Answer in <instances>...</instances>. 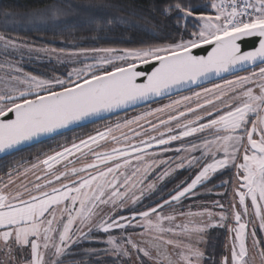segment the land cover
Masks as SVG:
<instances>
[{"label":"snow or ice","instance_id":"1","mask_svg":"<svg viewBox=\"0 0 264 264\" xmlns=\"http://www.w3.org/2000/svg\"><path fill=\"white\" fill-rule=\"evenodd\" d=\"M204 7L214 13L197 14L184 0L159 10L165 17L177 13V25L183 21L187 36L182 33L178 42L72 52L35 47L17 33L88 31L96 39L117 27H137L135 12L124 13L115 0H54L4 14L0 153L173 89L198 85L201 90L107 124L28 165L8 167L0 175V264H68V250L85 241L107 245L85 248L86 255L103 251L119 258L115 264H264V236L259 235L264 232V0H211ZM251 37L259 38V46L242 52L238 42ZM206 45H211L207 56L193 53ZM23 50L29 55L67 52L84 59L66 77L44 78L20 66ZM13 53L20 60L10 59ZM149 64L154 70L138 83L144 76L139 67ZM244 65L255 67L233 79L223 75ZM213 76L223 77V83H201ZM169 152L173 156L166 157ZM183 169L192 173L190 179L155 204L137 207L147 193L163 191L157 182ZM218 173L225 191L212 207L221 211L193 210L192 205L185 211L184 201L201 188L211 191L207 182ZM215 227L230 234L218 259L199 246ZM117 229L119 235H114ZM136 235L139 241L132 238Z\"/></svg>","mask_w":264,"mask_h":264},{"label":"trees","instance_id":"2","mask_svg":"<svg viewBox=\"0 0 264 264\" xmlns=\"http://www.w3.org/2000/svg\"><path fill=\"white\" fill-rule=\"evenodd\" d=\"M53 2L54 0H0V22H3L5 19V13L12 14L18 11L41 8ZM67 2L72 4H82L87 2V0H67ZM93 2L98 3L99 0H93ZM115 2L121 5L122 11L124 13L135 12L138 23L137 27H117L107 35L96 39L92 38L94 34L88 31L74 32L72 34H52L50 32L34 33L31 31H20L17 34L20 37L26 38L29 43H34L36 47H55L57 49L64 48L69 52L75 51L80 47H115L119 49L135 48L149 44H165L178 42L182 33L185 37L187 36V33L184 32L183 21H181L180 25H177V22L174 18L177 13L173 12L168 17L160 15L159 10H162L166 4L172 3L173 0H115ZM184 2L190 3L193 5V7L198 9L197 14H210L211 12L210 7H204L205 5L210 4L211 0H184ZM190 19H194V17ZM154 25L158 27H154ZM27 70L33 74H38L37 72L41 70L51 74V72L48 71L51 69L49 66L45 65H31L27 68ZM108 121H112V119ZM105 124L106 123L102 122L96 125L84 127L63 136H70L71 138H75L78 141L80 138H84L90 134L92 129L101 127ZM63 136L57 137L47 142L62 138ZM76 136H79V138H76ZM71 140L72 139L68 140V142L66 141V144H70ZM45 144L46 142L42 143V145ZM33 148L34 147L30 149ZM22 152L23 154L28 153L29 149ZM36 157L37 156L34 155V157H30L22 164H28L29 161L34 160ZM182 176V174H178L169 179L166 184L159 188L163 189L162 192H155L146 198L138 207H145L149 204H155L162 196H167L168 193L175 187V185L179 183V180L182 178ZM184 177L185 176H183L182 180H185ZM217 177L207 186H212L221 182V180ZM224 177L225 176L221 178L224 179ZM124 214L129 215L130 213ZM210 238L211 242L208 243L206 256H215L218 259L220 254L226 251L224 247L227 240L225 233L223 231H219L217 235H212ZM85 248H87L85 245L77 248L75 247L73 252H76V255L78 254V251H83Z\"/></svg>","mask_w":264,"mask_h":264},{"label":"rangeland","instance_id":"3","mask_svg":"<svg viewBox=\"0 0 264 264\" xmlns=\"http://www.w3.org/2000/svg\"><path fill=\"white\" fill-rule=\"evenodd\" d=\"M210 10H211L210 14H213L214 10L213 9H210ZM23 51L25 52V55L23 57V60L20 61V66L23 67L26 72H28L27 68L29 66H31V65H37V66L45 65V66H49V68L51 70H48V71L51 72V74L50 73H46V72H44L42 70L38 71L37 72L38 74H35V75L42 76L44 78H48V77H52V76L66 77L67 73L69 71H71L73 67H75V68L82 67V64L80 63V61L84 59V57H82V56H80V57L70 56V55H68L67 52L66 53H51V52L35 53L34 52L31 55H29V54H27V50H23ZM9 58L13 59V60H20V57L17 54H14V53L10 54ZM0 59H3V58L0 57ZM88 62L90 63L91 60H89ZM195 91H197V90H195ZM191 94H192V92L186 93V94H182V95L176 96L174 98L168 99L166 101L159 102V103H157L155 105L148 106V107L144 108L143 110H140V111H137V112H134V113H131V114L129 113V114L123 115L122 117L120 116L118 118H115L113 123L110 122L109 124H115L117 121H122L124 119L131 118V117H133L135 115H139V114H141L143 112H146V111H148L150 109H154L156 107H162L163 105L170 103L172 100L180 98V97H182L184 95H191ZM151 119L155 120V117H152ZM134 127H135V125H134ZM125 131H127V130H125ZM117 135H119V133H117ZM165 155H166V157H171V156H173V153L169 152V153H166ZM26 165H28V164H26ZM156 171L159 172L160 169H157ZM192 171L194 172L195 170H192ZM178 174H182L183 176H185L184 179L188 180V179H190L192 173L189 170H187V169L177 170L175 173H173L172 176H169V177L165 178L163 181L157 182V188L159 189L161 186L166 184L169 179L173 178L174 176H176ZM219 175L220 174L218 173L216 176H213L207 182V185L210 182H212ZM183 176H182V178H183ZM34 178H35L34 175L30 173L29 176H28V179L29 180H33ZM152 178H155V173L153 174ZM182 178H180L179 182L183 181ZM219 185H220V182L217 183V184H214L212 186H207V189H211V191H208L206 189L201 188L199 195H197L194 198H191L189 200L184 201L185 211L188 210L187 209L188 205H192L193 210H197V209H199L201 207H207L209 209H212L215 212L221 211V209H219V208H214L213 209V207H212V201L222 200L223 199V197L221 195H218V193H223L225 191V189L219 187ZM155 192L156 191L151 192V193H147L145 195L144 199L142 200V202L146 198H148L149 196L154 194ZM230 198L231 197L229 196V199ZM201 200L204 201L203 204L198 203ZM224 202L227 203V201H224ZM139 205H137V207ZM131 208H132V206L130 205L128 209H124L123 210L124 213H130V209ZM182 219L183 218H178V221L182 220ZM214 219H218V217H214ZM257 225H258V221H257ZM85 231H86V229H85ZM137 231H139V229H137ZM219 231L220 232L223 231L225 233V236H226V239H227L226 240V244L230 243V238H229L230 234L227 233L226 229L219 228V227L210 228L204 234L206 242L205 243H201L199 245L205 251V255H206V250L208 248V243L211 242V238L210 237L212 235H217L219 233ZM119 232H120V230L117 229V230H114L113 234L114 235H119ZM95 235L96 236H100V237H104L106 239V236H105L104 233H96ZM259 235L260 236H264V232L259 233ZM132 238L134 240H137V241L140 240V237L138 235L133 236ZM82 245L87 246V248H96V249H101V250L107 247V245L104 244V243H95V242H87V241L82 242L79 245H72V247L68 250V255H66L64 257V259L68 262V264H72V262H75V261H81L82 264H115V262L119 259V258H117V257H115V256H113L111 254H104L103 251H101L98 255L95 254V253L90 254V255H86L83 251H78V254L75 255L76 252H73L74 248L75 247L76 248L77 247H81ZM123 259L126 260L127 258H123Z\"/></svg>","mask_w":264,"mask_h":264},{"label":"water","instance_id":"4","mask_svg":"<svg viewBox=\"0 0 264 264\" xmlns=\"http://www.w3.org/2000/svg\"><path fill=\"white\" fill-rule=\"evenodd\" d=\"M238 43H240V45H241L242 52L253 51L259 46V38L258 37L245 38L244 40H241ZM210 50H211V45H206V46H202L201 48L194 49L193 53L195 55H198V56H207V54ZM253 67H255V66L254 65H244V66H241V67L235 69L234 74H223V75L226 76L227 78H232L235 75H240V74L246 73L248 71H251V69ZM138 70L143 71L144 76L138 78L137 82L138 83H144V82H146L147 75L151 74V71L154 70V67L151 64H149L147 66L142 65L139 67ZM221 81H223V77L213 76V77H210L208 81H202L201 83L204 86H209V85H212L213 82L218 83ZM198 89H201L198 85L185 86L182 89H173L170 93L166 94L165 96L154 97V98H151L149 101L141 102L135 106H130L127 109L118 110L117 112H114V113H106V114H103L102 117H94V118H91L89 120L81 121L80 123H78L76 125H72L67 129L61 130V132L58 134H52L51 136L41 137L39 139V141H34L31 144L24 145L18 150H14L10 153H0V161L4 158H7V157L12 156V155L17 154V153H20L22 151H25L27 149H30L32 147H35L37 145H40L44 142L55 139L57 137L66 135V134L73 132L75 130H78V129H81L84 127H88V126H92V125H96V124H99L102 122H106L108 120L118 118V117L123 116L125 114L135 112L137 110L146 108L148 106L155 105L159 102L166 101L168 99L174 98V97L182 95V94L193 92V91L198 90Z\"/></svg>","mask_w":264,"mask_h":264},{"label":"flooded vegetation","instance_id":"5","mask_svg":"<svg viewBox=\"0 0 264 264\" xmlns=\"http://www.w3.org/2000/svg\"><path fill=\"white\" fill-rule=\"evenodd\" d=\"M249 73H250V71L243 73V74H240V75H248ZM233 78H235V76L232 78H229V79H233ZM218 83H223V81L218 82ZM211 86L212 85H209L207 87H211ZM199 90H201V89H198L197 91H199ZM143 109H141V110H143ZM137 111H140V110H137ZM132 113H134V112H132ZM114 120L115 119H112V121H106L104 123H106L105 125H107L110 122L113 123ZM105 125H102L101 127H96L94 129H92L90 131V134L94 133L97 129H103ZM77 137L79 138V136H76V138ZM70 139H72L70 141V143L73 140H76L75 138H71L70 136H68V137L63 136L62 138H59V139H56V140H53L50 142H46L45 145L40 144V145L34 147L33 149H29L28 153L23 154V152H20V153L14 154L12 156H9V157L1 160L0 161V175L5 173L8 170V167L22 164V163L26 162L30 157H34V155L38 156V155H42L43 153L51 152L52 150L57 149L61 145L66 144L68 142V140H70ZM176 144L178 146L179 142H176ZM34 160H35V158H34ZM226 178L227 177L225 176L224 179H226Z\"/></svg>","mask_w":264,"mask_h":264}]
</instances>
